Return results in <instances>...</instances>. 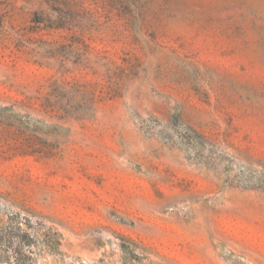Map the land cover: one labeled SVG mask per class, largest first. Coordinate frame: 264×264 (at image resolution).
<instances>
[{
  "label": "rangeland",
  "instance_id": "1",
  "mask_svg": "<svg viewBox=\"0 0 264 264\" xmlns=\"http://www.w3.org/2000/svg\"><path fill=\"white\" fill-rule=\"evenodd\" d=\"M0 264H264V0H0Z\"/></svg>",
  "mask_w": 264,
  "mask_h": 264
}]
</instances>
